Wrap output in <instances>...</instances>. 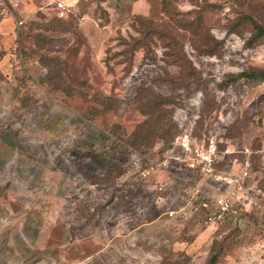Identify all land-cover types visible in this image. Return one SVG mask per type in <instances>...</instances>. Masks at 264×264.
Instances as JSON below:
<instances>
[{
	"label": "rangeland",
	"instance_id": "rangeland-1",
	"mask_svg": "<svg viewBox=\"0 0 264 264\" xmlns=\"http://www.w3.org/2000/svg\"><path fill=\"white\" fill-rule=\"evenodd\" d=\"M249 18L264 32V0H9L0 264H264V80L231 79L264 72ZM152 99L165 124L141 143ZM190 128L215 139L219 179L165 168ZM211 196L230 199L223 221Z\"/></svg>",
	"mask_w": 264,
	"mask_h": 264
},
{
	"label": "built area",
	"instance_id": "built-area-1",
	"mask_svg": "<svg viewBox=\"0 0 264 264\" xmlns=\"http://www.w3.org/2000/svg\"><path fill=\"white\" fill-rule=\"evenodd\" d=\"M8 4L9 0H0V15L7 14ZM57 9L61 16L65 6L58 3ZM191 132V128L184 129L181 135L175 139L173 146L167 152L169 160L168 163L166 162L165 168L169 167L170 162H174L179 165L180 169L183 167L186 171L192 170V173L199 176L219 179V176L215 173V165L218 163L219 158L215 139L211 137L207 138L206 141H196L192 139ZM197 192L198 190L195 191V193ZM206 200L203 208L208 212L207 221H211L210 223L223 221L229 212L232 213L230 199L206 197Z\"/></svg>",
	"mask_w": 264,
	"mask_h": 264
},
{
	"label": "trees",
	"instance_id": "trees-1",
	"mask_svg": "<svg viewBox=\"0 0 264 264\" xmlns=\"http://www.w3.org/2000/svg\"><path fill=\"white\" fill-rule=\"evenodd\" d=\"M253 20L251 18H249V24L251 25L252 29L256 31V36L255 37H260L261 35L264 34V32L262 31V28L260 26H253L252 24ZM166 39H164L165 41V48L167 49L166 52H168L169 56H170V63L173 64H179L181 66V68L183 70L186 71L187 65H188V61L185 58V55L182 52V44H180V40L178 39V37H174L171 35H166L165 36ZM163 40V39H162ZM139 43V42H138ZM136 43V45L138 44ZM146 44H144L143 46H145ZM148 51L150 50L149 44L146 45ZM209 44H206V48L207 51H205L204 54L210 55L213 54L214 51H210V49H208ZM133 52H131L132 54ZM130 59H132V57H130ZM128 59V61L131 62V60ZM131 65V63H128ZM190 65L188 66L189 69ZM187 75V76H186ZM194 75L192 74V71L189 72L186 71L185 74H183V76L180 77H185V79H190L193 80ZM51 77V76H50ZM52 78V77H51ZM241 78H247V79H259V80H264V72L259 71L257 73H249V74H241L238 75L237 77H231V79L233 80H239ZM182 81V80H181ZM189 81V80H187ZM162 105H164L163 103H161ZM160 102L158 103L155 99L153 100H147L146 101V112L148 115L146 122H144L141 126V130L137 133V137L141 139V143L147 142L149 141L152 137L156 136L158 134V132L162 131L163 126H164V116L162 115H154V112L157 110V108L161 105ZM161 105V106H162ZM150 121L151 123L147 122ZM260 189L264 192V185H260ZM210 260L208 261V264H216L217 259L219 257L218 253H214L213 255L210 256Z\"/></svg>",
	"mask_w": 264,
	"mask_h": 264
},
{
	"label": "crops",
	"instance_id": "crops-1",
	"mask_svg": "<svg viewBox=\"0 0 264 264\" xmlns=\"http://www.w3.org/2000/svg\"><path fill=\"white\" fill-rule=\"evenodd\" d=\"M212 198H218V196L216 197V196H211Z\"/></svg>",
	"mask_w": 264,
	"mask_h": 264
}]
</instances>
